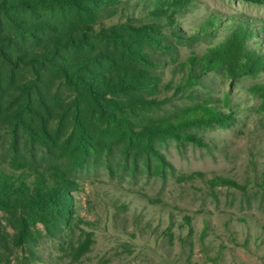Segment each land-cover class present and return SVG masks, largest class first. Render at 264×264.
<instances>
[{
    "label": "rangeland",
    "instance_id": "obj_1",
    "mask_svg": "<svg viewBox=\"0 0 264 264\" xmlns=\"http://www.w3.org/2000/svg\"><path fill=\"white\" fill-rule=\"evenodd\" d=\"M182 1L171 24L144 14L151 0L32 1L43 7L30 22L80 38L60 59L110 102L101 115L80 101L82 128L68 136L46 124L78 110L58 69H41L37 84L31 69L21 74L43 85L49 114L38 105L29 117L14 92L0 96V264H264V98L252 92L264 67L255 77L196 68L188 80L189 60L236 30L264 57V0ZM10 69L0 55L8 89ZM202 105L230 121L156 126ZM24 161L71 181L56 207L12 167Z\"/></svg>",
    "mask_w": 264,
    "mask_h": 264
},
{
    "label": "trees",
    "instance_id": "obj_2",
    "mask_svg": "<svg viewBox=\"0 0 264 264\" xmlns=\"http://www.w3.org/2000/svg\"><path fill=\"white\" fill-rule=\"evenodd\" d=\"M32 1L0 0V55L11 68L9 70V82L7 83V85H10L9 89L0 85V93L2 94L0 96H2V100H5L10 98L11 93L14 92V94L12 93V99H15V102L22 99L21 108L18 112L29 117L34 118L38 115L36 110L38 105L43 106L45 111L48 112L49 107L41 88L43 85H27L24 82L26 79L21 74L25 69H31L35 72L36 77L33 82L37 84L42 83L41 69L45 70L51 67L58 69L63 76L65 86L72 92L77 93L76 101L78 103L76 107L78 106V110L71 117L54 118L51 122L46 121V124H48L47 128H49V124L56 128L66 125L68 136H73L77 129L82 128L80 125V113L82 114L81 109H79L80 101L86 97L91 98L97 106L98 113L103 115L104 103L109 101L107 98L109 91L108 89L97 90L87 78L76 75L74 70L71 71L67 62H62L63 60L60 58H62L63 52H74L78 48L82 49V41L74 35L63 37L59 35L58 38H55L52 34L54 32L61 34L62 31L58 26H50L42 21L40 23L30 22L29 11L43 7ZM54 2H57V0H54ZM185 4L182 0H151V4L147 5L146 3L145 8L147 9L144 8L143 12L145 15L150 16L149 18L162 17L163 19H169L168 23L171 24L170 20L174 19L178 13L183 12L182 9ZM136 6L139 5H134L133 8ZM7 20L11 22L6 23ZM246 36L244 31L236 30L226 42L217 48L209 50L201 57L191 58L189 64L192 68L188 77L190 84H196L197 82L196 68L203 71L225 70L229 77L243 74L255 77L261 74V69L264 67V57L256 49L246 48ZM124 86L121 85L120 90H123ZM252 92L254 94L262 92L264 98V85H256L252 88ZM229 121V114L209 105H202L197 110L191 111L187 117L180 118L176 123L160 122L156 126L160 130L167 131L171 128L183 126L187 122L208 125L214 123L226 124ZM12 167L24 177L32 178L29 184L30 187H28L29 190L38 192L41 199H45L46 203H51L54 207L57 206V201L62 199L68 189L71 188V181L58 169L41 167L40 170L36 164L27 161H24V165L13 163ZM259 186L264 188V174L261 177Z\"/></svg>",
    "mask_w": 264,
    "mask_h": 264
}]
</instances>
